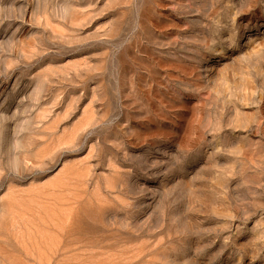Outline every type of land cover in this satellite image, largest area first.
Masks as SVG:
<instances>
[{
  "label": "rangeland",
  "instance_id": "rangeland-1",
  "mask_svg": "<svg viewBox=\"0 0 264 264\" xmlns=\"http://www.w3.org/2000/svg\"><path fill=\"white\" fill-rule=\"evenodd\" d=\"M0 264H264V0H0Z\"/></svg>",
  "mask_w": 264,
  "mask_h": 264
}]
</instances>
